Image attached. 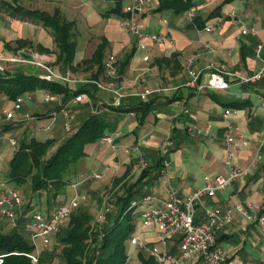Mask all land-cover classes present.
<instances>
[{
    "label": "crops",
    "instance_id": "0c3cea01",
    "mask_svg": "<svg viewBox=\"0 0 264 264\" xmlns=\"http://www.w3.org/2000/svg\"><path fill=\"white\" fill-rule=\"evenodd\" d=\"M1 1L16 2L24 8L49 13L57 7L65 17L59 4L61 0ZM105 1H108L107 4L103 1L104 4L97 9V13H102L114 3L113 0ZM135 1L131 0L126 4ZM190 2L188 8L193 12L192 21L187 20L185 9L177 12L170 7L155 9L158 0H147L141 12L127 11L126 17L136 21L142 30L153 31L160 36V40L157 41L142 38L145 43L143 49H136L134 36L126 28L127 33L119 30L112 22V17H108L109 21L103 26L104 33L98 34L95 46L100 42L101 37H104L105 45L101 61L106 54H114V76L108 77L102 70L96 77H92L94 67H79L76 71H72L79 77H92L102 83L109 82L111 86L118 88L123 93L119 103L122 107L137 102L132 98L138 96L136 92L143 88L157 85L170 87L167 91L152 92L146 96L145 100L151 102V107L138 122L133 110L96 105V112L102 115L109 126L105 133L112 135L114 142L119 145L113 150L101 137L85 143L82 162L86 170L80 169L78 173L102 168L107 164L109 168L105 173H108L110 180L106 186L110 187L121 185V181L128 179L126 177L129 175L136 173L139 175L141 168L145 167L148 169L147 177L145 175L143 178L146 179L143 182L145 193L163 196L164 186L167 184L181 194L186 193L201 185L204 174L213 177L228 172L222 160L224 121L221 119V111L224 107H233L235 111L230 113L227 119L236 124L246 140V144L241 146L235 155V162L241 167H247V172L235 178L226 187L216 190L207 199L209 203L221 209L232 208L231 221L224 225L214 238L218 237L215 242L227 252L235 264H264V235L261 234L254 220L246 219L235 208L238 205L253 216L255 212L248 208L250 202L258 203L264 208V140L261 141L264 135V76L251 82H242L235 78V75L252 72L264 63V0H190ZM218 4H220L218 15L222 16L219 27L206 31L202 28L203 25L216 16L207 15ZM125 5H121L123 11ZM230 11H234V19L229 16ZM7 13L11 16L10 20L0 17L2 20L0 55H9L19 48L29 46L34 52L49 55L52 60L50 63L56 70L67 69L54 62L52 37H46L42 31L36 32L35 27L30 30L26 25L27 23L39 25V23L20 20L10 12ZM116 16L123 17L117 14ZM242 27L254 30L242 33L240 32ZM16 38H26L31 44L15 49L4 46V41L12 42ZM258 44L260 46L257 49ZM39 47H46L48 50L43 51ZM131 48L133 50L127 58L126 65L118 75L121 61ZM93 49L87 54L85 47L81 48L82 55L73 58L72 61L75 63L81 58L88 57ZM144 53L147 54L145 60L141 57ZM187 57L192 58L196 67L209 63L212 68L221 70L228 81V86L224 89L202 88L195 91L192 87L184 85L187 78L184 61ZM206 73V71L202 72L201 80L205 78ZM86 85L93 91V97L90 96L91 104L87 103L89 112H93L92 109L98 101L111 98L109 91L106 90L107 96L103 98L98 96L97 92L100 89L93 87L92 84ZM62 97L59 95L53 103L46 106L45 110L32 113L27 119L23 117L14 125H20L26 120L31 129H49L45 128V124L50 119L51 111H57L60 102H63ZM260 97H263V102L260 101ZM74 102L70 99L69 106L74 105ZM81 102L78 101L76 104H83ZM84 105L77 109L78 113H83L86 109ZM72 110H70L71 114ZM189 113H193L195 118ZM206 123L211 125L209 134L195 133L194 125L203 126ZM167 135L172 140L166 153L169 163L166 168L161 164L157 168L154 165L159 157L158 144ZM3 138L5 141H0V161L5 163L12 153L13 146L9 143V138L13 137L3 136ZM135 143L138 144V151L125 153L121 150L122 145ZM139 158L145 161L142 167L136 166ZM154 172H158L155 174L156 177L153 175ZM123 173L125 174L121 181L117 184L112 182L114 177ZM3 178L4 174L0 170V181ZM4 184L12 187L5 182ZM148 185L153 187L149 189ZM70 194L71 189L68 185L45 213H49L58 202L66 201ZM198 215L199 208H196V216ZM223 244L227 247L225 248ZM184 264L200 263L194 258Z\"/></svg>",
    "mask_w": 264,
    "mask_h": 264
},
{
    "label": "built area",
    "instance_id": "2783aa9c",
    "mask_svg": "<svg viewBox=\"0 0 264 264\" xmlns=\"http://www.w3.org/2000/svg\"><path fill=\"white\" fill-rule=\"evenodd\" d=\"M146 1L147 0H136L135 2L126 4L124 10L129 13L141 12ZM184 13L187 20L192 21V10L187 8L184 10ZM229 16L234 19V11H230ZM0 17L5 20L11 19V16L3 10H0ZM221 20L222 16L216 15L209 19L202 28L206 31L217 29ZM121 26L126 28L134 36L136 49H143L145 47L142 38H148L152 41L160 40V36L157 33L142 30L140 25L130 17H123ZM253 30V28H240V32L242 33L246 31L253 32ZM259 46L258 44L257 49ZM141 57L145 60L147 54L144 53ZM114 59V54L108 53L102 60L103 74L108 77H113L115 74ZM0 60L12 63H24L38 67L43 72L40 74L41 76L59 81L67 86L92 84L96 88L109 91L111 93V98L109 100L98 101V103L95 104V108L92 106V108H94L92 111H96V105L98 106L99 104L118 105L120 103V98L123 96L122 91L111 86L109 82L102 83L92 77H79L68 68L56 70L50 63L52 60L49 55L34 52L29 46L19 48L9 55H0ZM184 68L187 73L184 85L192 87L195 91H199L202 88L224 89L228 86V81L222 75V71L217 68H212L209 63L202 67H196L193 65L192 58L187 57L184 61ZM203 71L207 73L205 78L201 80L200 75ZM262 76H264V63L252 72H244L235 75V78L242 82H251L260 79ZM169 88V86L157 85L143 88L137 91L136 94L142 100H145L149 93H159L167 91ZM23 96L30 97V91H23L11 99V107L4 111L3 116L5 119L13 118V111L20 107ZM42 98L44 101H47L50 98L49 91L43 90ZM70 99L75 102L86 101L91 104V97L85 91H79L66 101L60 102L57 110L63 117V126L66 129H68L69 120L71 119L68 103ZM260 101L263 102V97H260ZM55 111L56 110L51 111L50 119L45 124V128H49L51 125ZM234 111L235 109L233 107H224L221 111V119L224 121L222 132L224 155L222 160L228 168L226 174L215 175L213 177L204 174L200 186H196L183 194L177 192L175 188L167 184L164 186L163 196H157L146 192L140 197L141 207L137 214V222L141 226H151L155 228L154 239L143 241L137 234L131 232L128 236V240L132 246L138 247V249H144L157 264L189 263L194 258L200 264H235L227 255V252L215 242L214 238L217 232L231 221L232 208L221 209L207 201L216 190L226 187L235 178L241 177L247 172V167H241L235 162V155L240 147L246 144V140L243 138L236 124L227 119V116ZM189 115L195 118L193 113H189ZM194 128L195 133L209 134L211 125L209 123L203 126L194 125ZM101 138L104 139L113 150L119 145L117 142H114L113 136L110 134H105ZM263 140L264 135L261 141ZM9 143L14 146L16 145L14 138H9ZM171 144L172 140L168 135L163 137L158 144L157 152L162 167L167 166L169 163L166 159V153ZM137 149V143L124 144L121 146V150L125 153L136 151ZM144 164L145 161L143 158L137 159V167H142ZM107 168H109V166L105 164L100 170L84 171L76 174L68 184L71 189L70 196L66 201L55 204L49 213L46 214L45 211L40 209L29 210L23 217L22 228L26 232L33 248L28 251H22L21 253L27 256L31 262H36L39 251L36 249L35 239L39 238L43 246L48 245L51 240V235L56 233L59 228L60 220L68 216L78 205L77 198L79 194L77 185L91 179L101 178ZM0 188L2 189L0 193V214L12 219L14 218L15 207H18L19 212L21 210L19 206L21 201L20 196L14 187L5 186L2 180L0 181ZM196 208H199L198 216H196ZM235 208L246 219L254 220L261 234L264 235V208L261 205L254 202L249 203L248 208L250 211L255 212V216L238 205L235 206ZM107 210L108 207L104 205L102 210L97 214V220L99 222L104 221ZM3 256L4 254L0 253V263L3 260Z\"/></svg>",
    "mask_w": 264,
    "mask_h": 264
},
{
    "label": "trees",
    "instance_id": "16d2710c",
    "mask_svg": "<svg viewBox=\"0 0 264 264\" xmlns=\"http://www.w3.org/2000/svg\"><path fill=\"white\" fill-rule=\"evenodd\" d=\"M14 1V0H12ZM114 3L105 9L101 14H117L123 17L128 15L127 11L121 9V0H113ZM8 12L20 20H28L39 23L49 29L54 42V62L65 66L71 71L79 67H94L92 77H96L102 71V55L105 39L101 37L93 51L88 57L73 62V54L76 40L71 32L73 21L63 17L57 7L52 12L37 9H27L16 2H3ZM190 0H158L155 9L172 8L174 11H182L190 6ZM220 4L216 5L208 17L219 14ZM4 46L15 49L31 42L26 38H16L12 42H3ZM40 50H48L46 47H39ZM132 48L121 61L117 71L118 75L126 65L127 58ZM5 61V60H2ZM11 63V66L3 67L0 64V91L12 99L23 91H31L35 88L48 89L50 92H62V101L79 91L89 93L93 97V91L85 85L77 87L67 86L59 81L41 76L33 70V66L24 63ZM94 87V85H93ZM116 109L133 110L136 113L137 122L141 121L147 110L151 107L149 100L137 101L129 106L122 107L121 104H104ZM139 111V113H138ZM107 121L96 111L88 113L78 126L62 141L57 147L46 154L51 137L42 139L29 136L21 139L12 151L7 160V171L3 182L11 183V186L20 185L26 182L30 188V196L44 194L53 200L64 192L65 185L74 178L75 171L69 166L84 154L83 145L92 142L106 133ZM160 157L154 166H160ZM148 169L142 167L139 175L134 180L121 181L124 174L113 178L114 183L121 181L122 192L112 203V210L107 221L100 224L99 229H92L86 209L71 211L63 233H59L58 239L60 248L58 251L63 264H128V254L125 251V240L134 229L137 223L136 206H139L140 197L145 193L143 180ZM158 172H154L153 175ZM74 174V175H72ZM147 177V175H146ZM9 185V186H10ZM2 189L0 188V193ZM78 207V206H77ZM31 209L45 211L42 206H36L33 201L27 200L9 229L0 228V253H3V260L0 264H43V259L38 255V261L33 263L22 254L33 248L32 243L22 228L23 217ZM140 209V208H139ZM59 232V228L57 230ZM56 232V233H57ZM218 237L215 238L217 240ZM140 264H157L156 261L145 251L137 249Z\"/></svg>",
    "mask_w": 264,
    "mask_h": 264
},
{
    "label": "rangeland",
    "instance_id": "374dc122",
    "mask_svg": "<svg viewBox=\"0 0 264 264\" xmlns=\"http://www.w3.org/2000/svg\"><path fill=\"white\" fill-rule=\"evenodd\" d=\"M103 1L106 4L108 2L105 0H61V2L59 3L60 8L62 10V14L67 19H70L73 21V26L70 29L71 32H73L72 37H74L76 40L73 58L75 57L77 58L82 55L81 48L83 47H85L86 49L85 52L89 54V52L94 48L97 42L98 34L104 33L103 26L105 22L109 21L107 19L108 17H112V22L115 24V26L119 30L127 33L126 29L121 26V20L123 17H118L116 16V14H112L110 16L109 15L104 16L101 13H97V9L104 4ZM129 2H131V0H121V5H125L126 3H129ZM0 9H3L4 12L6 13L7 11H9L8 8L4 5V3L1 0H0ZM0 22L2 23L1 19H0ZM26 25L30 27L29 28L30 30L31 28L35 27L36 32L42 31L44 32L46 37L51 36L49 29L46 26H42L41 24L34 25L32 23H27ZM126 44H128V41ZM53 49L55 51V47ZM0 64L3 67H8L12 65L11 63H8L2 60H0ZM33 67H34L33 70H35V72L39 74L43 73L40 68L35 67V66ZM70 87H73V86L70 85ZM98 89H100L97 92L98 96L105 98L107 96L106 95L107 91L101 88H98ZM43 90L48 91V89H44V88H35L30 91V97L23 96L20 102V107L13 111L12 119H5L3 116L4 111L11 107V99L8 98L5 94H3L0 91V141H5L3 136L5 138L12 136L17 141V143L22 138L26 139L27 137H29V135H33L34 137L39 138V139H42L45 137H51L52 140L49 143L47 150H46V154H49L57 147V145L60 142H62L78 126V124L88 114L90 108H87L88 106H87L86 101L81 102L83 103L81 105L85 104L83 107H86L83 113L77 112V109L81 108L82 106L80 104H76L77 102H74L75 103L74 105L69 106V110L73 109L72 110L73 113L71 114V119L69 120L68 129H66L63 126V117L58 110L55 111V114L53 116L54 120L52 121V125L49 127V129H42V128L38 130H36L35 128L31 129L28 127V122L26 120L20 125H14L17 123L16 122L17 120L22 119L23 117L27 119V117H30L32 113L42 112L43 110L46 109V106L49 105L50 103H53L58 98L59 95L63 96L62 92L56 93V92L49 91L50 98L47 101H44L42 98ZM132 99L135 101L141 100L140 98H138V96H134ZM78 114H81V115L79 116ZM108 128L109 126L107 125L106 129ZM12 146L13 148H11V151H13L15 148L14 145ZM82 157L83 156L79 157L74 162H71L69 164L68 167H70L71 173H72V170L75 171V174L76 173L78 174V171L80 169L86 170V168L84 167V163L82 162L83 160ZM7 160L5 161V163L4 162L2 163V161H0V170H1V173L3 172L4 175L7 171ZM100 169L101 168L94 169V170H100ZM137 174L138 173L133 174L131 176L129 175L126 178H128L127 179L128 181H132L135 179ZM109 178L110 176L106 172L105 174H103L101 178L91 179V180L82 182L79 185H77V191L79 194L77 198L78 207H76L73 211H79V209H86L88 213L89 221L92 224L93 230L99 229L100 224L102 223L97 220V214L102 210L103 206L105 205L108 207V210L106 211L105 218H104V221H107L108 216H110L109 214L113 207L112 203L114 199L117 196H119V194H121L122 192L121 185L119 186L112 185L110 187L106 186V184H109V180H110ZM67 186L65 185V189L67 188ZM12 187L16 189V191L18 192L20 196L21 201H20L19 206L22 208L26 204L27 200H31L36 206H42L45 209H48L52 204L56 202L55 200H53L49 196H45L44 194H40V196H36L33 194L30 196V188L26 182L20 185H14ZM150 187L151 185L148 188L151 189L153 186L151 188ZM57 198L58 196L56 197V199ZM140 207H141V204L139 203V206L138 205L136 206V210L138 211ZM14 212H15L14 218L12 219L4 217L3 215L0 214V228L2 230L9 229L10 225L14 222L15 218L19 214L18 207H15ZM67 220H68V216L60 220L59 232L51 235V240L48 245L43 246L39 238L35 239V246H36V249L39 251L38 255H40L41 259H43V264H63L62 259L58 254L60 244H61L59 242L58 236H59V233L64 232V228L66 226ZM132 233L137 234L140 237V239L143 241H146L149 237L153 240L154 234H155V228L151 226H141L137 222L135 223ZM223 246L225 248L227 247V245L225 244H223ZM137 249L138 247H134L132 246V244L129 243V240L127 237L125 240V251L128 254V264H140ZM141 250L145 252L144 249H141ZM36 262H33V263H36ZM181 264H184V263H181Z\"/></svg>",
    "mask_w": 264,
    "mask_h": 264
}]
</instances>
